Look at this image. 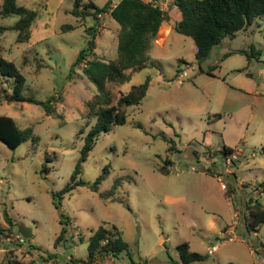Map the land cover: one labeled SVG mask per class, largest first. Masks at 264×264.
Instances as JSON below:
<instances>
[{
  "label": "rangeland",
  "instance_id": "374dc122",
  "mask_svg": "<svg viewBox=\"0 0 264 264\" xmlns=\"http://www.w3.org/2000/svg\"><path fill=\"white\" fill-rule=\"evenodd\" d=\"M119 1L80 0V5ZM18 4L38 14L31 39L17 43L15 31L0 33V53L26 78L22 95L38 101L54 96L57 116L35 104L9 102L13 80L0 76V115L14 118L21 129L32 127L38 138L16 150L0 142V229L10 228L6 213L17 225L12 235L0 234V264L34 260L31 245L52 256L36 262L86 260L89 239L101 225L115 226L129 250L98 264H179L178 246L185 242L205 256L199 264H264V224L256 235L244 225L248 200L264 204V17L225 39L202 62L194 40L174 30L165 47L154 48L153 41L148 54L157 66L108 86L116 101L150 78L142 103L126 108L127 123L101 135L82 164L79 179L94 183L105 175L99 191L78 187L58 210L53 194L70 182L95 123L88 103L96 87L80 68L69 78L71 66L91 38L87 28L95 26V54L116 60L119 25L109 13L97 24L92 17L76 18L75 0ZM171 9L169 2L167 13ZM18 19L0 18V25ZM169 20H176L175 11ZM65 25L75 29L63 31ZM168 25L162 24L157 37ZM224 147L234 153L225 156ZM62 213L70 219L68 241L55 246ZM21 225L33 232L23 245L13 239Z\"/></svg>",
  "mask_w": 264,
  "mask_h": 264
},
{
  "label": "trees",
  "instance_id": "16d2710c",
  "mask_svg": "<svg viewBox=\"0 0 264 264\" xmlns=\"http://www.w3.org/2000/svg\"><path fill=\"white\" fill-rule=\"evenodd\" d=\"M171 4L177 7L181 13V20L176 23L175 31L194 40L198 62L206 60L214 47L221 45L225 39H234L238 32L247 31L258 19L264 17V0H171ZM106 13H109L119 25L116 60L108 61L95 54V32L97 29L96 26L89 27L86 31L91 38L87 40L86 47L79 52L69 73V78H73L75 69L80 68L82 73L95 85L96 94L88 103L89 114L95 118V123L84 138L80 159L70 182L62 190L53 194V204L58 210L61 209L62 201L72 195L78 187H87L93 192L99 191V186L105 180V175H100L94 183L79 179L82 173V164L87 161L101 135L109 132L114 126H122L127 123L126 108L142 103L149 87L150 78H147L144 84L133 86L129 92L121 93L116 101H114L108 86L110 84L122 85L129 82L134 73L157 66L148 54V49L151 43L156 40L162 24L169 20V14L166 11H162L144 0H120L114 6L108 2L103 7H98L93 2H89L83 7L80 5V0H75L72 10V15L76 18L85 20L92 17L96 24L100 23L99 18ZM12 16H17L19 19L11 26L0 25V33L13 30L17 33V43H28L32 35V25L38 16L37 12L25 5H19L18 0H3L0 7V18L5 19ZM74 29L75 27L71 25L62 27L63 31ZM0 76L4 77L6 81L13 80L12 93L8 96L9 102L35 104L41 106L46 115L57 116L52 105L54 96L45 101H38L22 95L26 78L15 63L4 58L1 53ZM137 127L141 126L137 125ZM28 141L33 143L38 141L32 127L21 129L14 118L0 115V142L9 149L16 150ZM222 153L226 156L234 153V150L224 147ZM48 171L49 168H45L43 173L47 174ZM262 185L264 186V181ZM117 186L118 182L114 188L117 189ZM113 193L110 191V195ZM246 206L247 215L245 214L244 219L246 230L257 232L259 227L264 224V204L260 200L250 198ZM5 220L10 228L9 230L0 229V234L6 231L12 235L11 227H17V225L7 213ZM69 221L70 219L62 213L60 219L62 229L56 239L55 246H58L62 241L64 243L68 241L65 237V226ZM17 232L18 229L16 234H18ZM29 248L32 252H36V258H42L44 261H49L52 258L51 254L43 255L41 250L34 245ZM128 250L129 244L115 226H112L111 229L106 225H101L89 239L88 258L86 260L72 258L69 264H98L108 257H118ZM178 254L179 264H199L205 259V256L191 251L188 242L178 246ZM36 258L27 264H36ZM8 263L22 264L13 260H9Z\"/></svg>",
  "mask_w": 264,
  "mask_h": 264
},
{
  "label": "crops",
  "instance_id": "0c3cea01",
  "mask_svg": "<svg viewBox=\"0 0 264 264\" xmlns=\"http://www.w3.org/2000/svg\"><path fill=\"white\" fill-rule=\"evenodd\" d=\"M170 2V6H172V9L168 12V14H169V16H171V13L172 12H176V20L175 21H173V20H168L167 22H168V27H166V29L164 28V30H165V33H163V34H161V31H162V27L163 26H161V28H160V33H159V35L160 36H158L157 37V39L155 40V43H153V46H154V48L155 47H158V48H163V47H165V42H166V39L168 38V35L170 34V32L172 31V30H174L175 31V26H176V23L177 22H179L180 20H181V13H180V11L178 10V8L177 7H175L174 5H172L171 4V0H168V3ZM168 10H166V12H167ZM173 21V22H172ZM161 42V43H160ZM245 223V222H244ZM245 225V224H244ZM228 226H231V225H228ZM245 228H246V226H245ZM223 229H226V226L223 228ZM257 234V232H254V235H256ZM261 248H262V251H264V245L262 244L261 245Z\"/></svg>",
  "mask_w": 264,
  "mask_h": 264
},
{
  "label": "built area",
  "instance_id": "2783aa9c",
  "mask_svg": "<svg viewBox=\"0 0 264 264\" xmlns=\"http://www.w3.org/2000/svg\"><path fill=\"white\" fill-rule=\"evenodd\" d=\"M146 3H151L154 7H157L159 9H161L162 11H166L167 10V6H168V0H160V1H154V0H144ZM232 162V159L230 160V163ZM222 189H226L225 185H222ZM14 240H16V242H18L19 244L23 245L26 242V238H24L21 234H17L15 236H13ZM10 237L7 238L8 241L13 240ZM233 240V239H230ZM216 250V246L213 245L212 249L209 250V254H213L214 251ZM36 264H44L43 262H36Z\"/></svg>",
  "mask_w": 264,
  "mask_h": 264
},
{
  "label": "water",
  "instance_id": "95a60500",
  "mask_svg": "<svg viewBox=\"0 0 264 264\" xmlns=\"http://www.w3.org/2000/svg\"><path fill=\"white\" fill-rule=\"evenodd\" d=\"M18 233L21 234L26 239H32L33 238V232L32 229L27 228L25 226H19L18 227Z\"/></svg>",
  "mask_w": 264,
  "mask_h": 264
}]
</instances>
